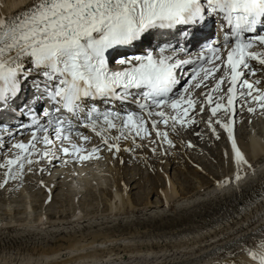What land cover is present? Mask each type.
<instances>
[{"label": "snow or ice", "instance_id": "obj_1", "mask_svg": "<svg viewBox=\"0 0 264 264\" xmlns=\"http://www.w3.org/2000/svg\"><path fill=\"white\" fill-rule=\"evenodd\" d=\"M212 18L219 22L222 39L203 45L206 51L195 58L181 59L195 42L197 29ZM153 33H160L155 49L132 51ZM252 61L264 66V0H33L18 14L0 17V113L11 112L18 121L15 127L0 121V148L5 135L14 139L32 129L30 139L14 142V155L0 163L5 170L0 188L22 180L25 168L32 171L42 159L52 162L60 154L64 163L69 157L94 158L101 147L86 149L84 142L90 137L77 131L78 126L100 137L113 155L122 151L121 140L143 147L137 138H150L153 131L172 146L168 131L159 125L175 132L177 125L196 123L190 111L197 104L201 112L205 108L191 89L202 86L211 116L217 117L207 123L227 131L237 168L231 179L218 185H239L245 168L252 165L234 139L236 104L243 100L241 108L254 103L264 109L261 80L246 78L264 67L255 68ZM192 64L196 66L185 71ZM188 76L190 87L178 92ZM28 88L33 94L25 100L22 94ZM229 109L232 117L223 122L218 114ZM255 110L247 107L248 112ZM212 131L215 134V128ZM187 146L193 147L190 142ZM245 250L253 261L264 264V239L257 250Z\"/></svg>", "mask_w": 264, "mask_h": 264}, {"label": "bare ground", "instance_id": "obj_2", "mask_svg": "<svg viewBox=\"0 0 264 264\" xmlns=\"http://www.w3.org/2000/svg\"><path fill=\"white\" fill-rule=\"evenodd\" d=\"M32 2L33 0H0V17L18 14ZM154 36L153 34L150 40L154 39ZM251 63L255 68L264 67L255 61ZM248 79L261 80L259 87L264 89V71L258 72L255 77L249 76ZM199 101L201 102L200 98ZM243 103L242 100L241 104ZM248 106L256 105L253 103ZM248 106L235 109L238 113L233 123V135L237 146L252 165L251 169L245 168L243 173L245 178L239 182V185L235 183L223 187L218 185V182L234 176L237 170L234 153L227 131L216 123L209 127L207 121L210 118L215 121L217 117H212L205 110L201 112L199 104L194 111H190L196 123L183 127L185 134L180 133L179 126L173 132L170 126L165 128L159 125L162 131H168V138L173 142L172 146L159 138L154 140L162 153L166 152L165 156L170 153L169 162H178L180 167L178 169L187 171L198 179L194 180L195 184L188 186L185 192L180 191L179 186L175 185V182H170L164 175L162 185L158 184L159 179L152 178L151 181L150 190L156 193L157 201H148L147 196L140 202L135 200L140 198L138 197L140 194L132 193L130 190L137 186H130L128 181L122 182L118 176L120 159L127 157L123 149L133 148L131 139L121 140L122 151L113 155L106 146L101 145V138L97 136L92 144L100 145L101 151L92 159L79 161L76 164L68 163V165L63 164L62 159L52 162L42 159L31 166V172H27L26 167L22 180L9 181L0 188L2 204L12 202L3 199L4 193L8 191L9 194L13 193V189L17 186L40 187L41 182L52 194L49 201L63 202L56 198L59 193L53 195L55 190L62 186V181H68L65 182L67 185L63 184L67 188L70 187V191L73 192L72 201L76 195L85 194L84 196L87 197L95 188L91 187L95 186L92 184L98 183L99 178L104 177L106 168L103 167L101 158L106 161L103 157L105 154H108L110 162H113L117 155L116 186L114 191H108L103 186L98 188L101 191L99 199L101 198L100 202L103 204L101 210L97 208L86 210L83 208L85 201L81 199L84 203H78V206L83 205L81 208L71 207L72 210L61 209L56 213L38 211L39 213L29 216L28 211L41 210L47 195L42 199L29 197L28 207L26 205L23 209L0 208V264H216L218 262V264H258L257 261L247 257L249 255L245 249L257 250L258 242L264 239V122L261 124L259 122L257 128L255 127L257 123L247 124L251 113L247 111ZM239 112L246 113L245 126L248 130L243 131L242 125L241 130L236 131L240 122ZM218 118L227 122L222 111L218 114ZM82 130L88 131V128L83 127ZM150 138L156 139L155 133ZM198 138H201L202 142L210 143L211 140L212 144H215L211 149L206 148L208 147L206 145L203 146L212 157L222 154L223 159L218 162L219 165L217 164L221 169H216L220 174H214L210 168L211 164L207 162L208 159L197 156L200 154L197 146L191 148L187 146L189 139L195 141V145H200ZM143 140L137 138L136 143L143 144V147H139V154L142 160L148 161L152 156L145 146L146 141ZM217 140H220L221 145ZM37 147L41 148L39 144ZM15 151L12 149V143L5 140L4 146L0 148V159L12 157ZM133 153L129 152L130 155ZM193 163L195 167L191 168L190 164ZM4 171V169L0 170V183L4 181ZM87 174L92 178H88ZM138 174L136 170L131 177ZM200 174L206 175L207 178ZM60 179L64 180L60 181ZM11 186L13 187L10 189ZM18 187L17 193L23 194V190ZM65 199L64 202L68 201L71 203L69 205H72L69 197L66 196ZM92 199L96 198L92 196ZM21 200L25 203V198ZM22 212L26 215L16 216ZM257 229L258 231L255 232ZM253 233L255 235H252Z\"/></svg>", "mask_w": 264, "mask_h": 264}, {"label": "rangeland", "instance_id": "obj_3", "mask_svg": "<svg viewBox=\"0 0 264 264\" xmlns=\"http://www.w3.org/2000/svg\"><path fill=\"white\" fill-rule=\"evenodd\" d=\"M253 107L256 110L254 112H251L250 113L249 120H248L249 123L247 122V124L250 125L251 123H253V125H255L257 123V125H255V127L257 128V127H259V122H260V124L262 122H264V109H260L259 107L257 108L256 106H253ZM239 113L240 114L238 116V120L240 119L239 120L240 122H238V127L236 128V131H238V132H239V130H241L242 125H243V131H245L247 129L246 126H245L246 125L245 124L246 123L245 122L246 121L245 120L246 113L245 112H239ZM242 116H244V117H242ZM253 120L254 121L257 120V121L254 122ZM177 126L180 127L179 128V131L181 130L180 133L181 134L182 133L185 134L184 128L183 127L181 128L180 125H177ZM238 136H239V133H238ZM243 138L245 139V136H243ZM189 140H187L188 143L190 142L192 144V142H193L192 145L193 146H197V148L199 150V153H200V154H197L196 153L197 156L198 157H202L203 156L202 157L203 159H206V160L208 159L207 162H209L211 164L210 165V168L212 169V171L214 172V174L215 175L220 174L216 169H218V170L221 169V168L218 167V165H219L218 162L223 159V156H221L222 154L221 155L219 154L218 155L219 157L218 156L212 157L210 155V153L209 152L207 153V150L205 151V149H204V147H206V146H208L206 148L211 149V148L215 147V144H212L211 140H210V143H209V141L208 142H206V141L205 142L204 141L202 142V139L201 138H198L197 141L200 143V145H195V141H192V139H189ZM143 141H146L145 142V146L148 147L149 153L152 156V159H150L148 161L146 159H145V161L142 160L141 159V154H139L140 148L139 147H135V145H132L133 148H135V149L132 148L133 149L132 151H126L127 157L121 158L120 159V162H119L120 163L119 164L120 165V170H119V175L118 176L122 179L121 181L122 182L128 181V184H130V186H132V187H134L135 185L137 186V188L134 187V188H131V190H130L132 193H135L136 192V193H139L140 194V196L138 195V197H140V198H138V199L136 198L135 200H137L138 202H140V201L146 199V196L148 197V201L155 202V201L158 200V197H157L156 193L155 192L153 193V190H150V185H151L152 178L159 179L157 182H158V184H161L162 185V183H164L163 176L166 175L169 178L170 182H173V183L175 182L174 184L179 186V190L182 191V192L187 191V189L190 187V185H192V184L194 185L195 184V181L198 180L196 177H193L187 171H182V170L178 169V168H180L179 165H178V162L177 163L169 162L168 155H170V153L167 156H165V154H166L165 150H164L165 153L163 154L162 151H161V149L159 148V145H157L156 143H152L151 141H149L148 138H146V140L144 139ZM219 142H220V140H217V143L218 144H219ZM219 145H221V144H219ZM209 146H212V147H209ZM150 147H151V149H150ZM152 149H155V152ZM168 149L169 148H167V150ZM201 149H203V150H201ZM168 151H170V150H168ZM189 151L191 152V150H189ZM129 152H131V153L134 152V153L132 155H130ZM205 153H207V154H205ZM135 155H137V156H135ZM193 155H195V154H193ZM107 156H108V154L103 155V157L106 159V161H103V158H101V162L103 164V167L106 168L105 172L103 173L104 174V177L103 178H99V180H98V183L100 181L99 184L98 183H96V184L93 183L92 184V185H95V186H91V187L92 188L95 187V188H93L92 193H89L90 195L93 196V198H96V199H92V196H90V195L87 196V197H85L84 196L85 194H83L81 196L80 195H76V197L72 201L73 192L70 191V187L69 186H68L69 188H67V186H64V184H63L65 182L67 183L68 181H62L64 179H60V181H62V186L61 187H58L55 190V192L53 193V195H56V194L59 193L58 194V197L56 196V198H59L60 200H63L62 203L61 202H58V201H55V202L49 201L50 200V197L52 196V194L48 191V187H46V185L43 182H41V186L40 187L39 186L38 187L37 186L34 187V185H24V186H20V187L17 186L18 188H20V189L23 190L22 191L23 194H20V195L18 194L19 192L17 193V187L13 189L14 191L12 190L13 193H11V194H9V191L7 193H4L3 194V199H5V200L7 199V201H12V202H10L9 204H2V202H0V208H6L7 209L9 207H18L20 209H23L24 206H26V205H27L26 207H28V203H29L28 199H29V197L31 199L32 198L33 199H38V198L42 199V198H45L46 195H47V200L41 206V210L40 209H37V210H33V211H28L29 216H31V215L33 216V215H35V214H37L39 212L49 213V211H50V212L56 213L57 211H61V209L62 210H64V209L65 210H72L71 207L72 208L76 207V209L79 208V207L81 208V207H83V205L82 206H78L80 203H83V202H81V199H83L85 201L84 202L85 205H84L83 208H85L86 210H89L90 211L91 209H96V208L99 209V210H101L103 208V207H101L103 204H102V202H100V199L101 198L99 199L100 192L101 191L98 188L100 186H103V187L107 188L108 191L109 190L114 191L115 190V186H116V174H115V172L117 170L116 169L117 166H116V160L115 159H116L117 155L113 159V162H110V159ZM130 156L132 158H130ZM101 157H102V155H101ZM209 157L211 158V160H210ZM133 159H135V160H133ZM0 163H3V159L2 158L0 159ZM106 165H108V166H106ZM190 167L191 168L195 167V164L194 163L193 164H190ZM136 170L138 171L139 174L137 176H134L132 178L131 175H134V173L136 172ZM27 172H29V171H27ZM200 175L201 176H204V178L205 177L207 178L206 175H203V174H200ZM88 176H89L88 178H92L90 176V174ZM96 177H100V176H96ZM90 182L92 183V181H90ZM12 187L13 186H11L9 188L11 189ZM87 193H86V195H88ZM141 194L143 195L144 198L142 197ZM66 196L69 197L70 201H72V205H69L71 203H69L68 201L67 202H64V201H66V199H65ZM23 198H25V203L23 202V200H21ZM92 200H93V202H92ZM87 201L88 202L90 201V202L89 203H86ZM21 202H23V203H21ZM91 202H92V204H90ZM93 203H94V205H93ZM66 205H69V206H66ZM52 206H53V208H52ZM25 215L26 214L23 213V212L22 213H19V214H16V216H18V217L19 216L20 217L21 216H25ZM247 257H249L250 259H252L250 256H247ZM235 261H237V260H235ZM218 263H216V264H218Z\"/></svg>", "mask_w": 264, "mask_h": 264}]
</instances>
